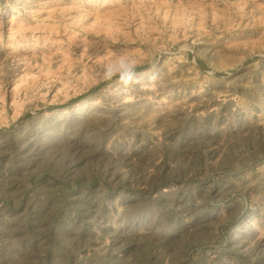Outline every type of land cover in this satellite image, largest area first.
<instances>
[{
    "label": "rangeland",
    "instance_id": "rangeland-1",
    "mask_svg": "<svg viewBox=\"0 0 264 264\" xmlns=\"http://www.w3.org/2000/svg\"><path fill=\"white\" fill-rule=\"evenodd\" d=\"M0 264H264V0H0Z\"/></svg>",
    "mask_w": 264,
    "mask_h": 264
},
{
    "label": "bare ground",
    "instance_id": "bare-ground-1",
    "mask_svg": "<svg viewBox=\"0 0 264 264\" xmlns=\"http://www.w3.org/2000/svg\"><path fill=\"white\" fill-rule=\"evenodd\" d=\"M142 90H143V89H142ZM119 103H120V102H119ZM104 106H105V105H104ZM109 106H110V105H109ZM99 107H100V106H99ZM95 108H96V107H95ZM103 108H104V107H103ZM103 108H102V109H103ZM108 108H109V107H108ZM108 108L105 106L104 109H108ZM98 109L100 110V108H98ZM98 109H97V110H98ZM102 109H101V110H102ZM113 109H114V108H113ZM119 109H120V108H119ZM109 111H110V110H109ZM107 112H108V111H107ZM112 112H113V111H112ZM65 113H66V112H65ZM81 146H82V145H81ZM78 147H79V146H78ZM82 148H83V147H82ZM85 148H86V147H85ZM76 149H77V148H76ZM75 151H76V150H75ZM82 151H83V150L81 149V152H82ZM87 153H88V152H87ZM88 155H89V154H88ZM78 158H79V155H78ZM72 166H73V165H72Z\"/></svg>",
    "mask_w": 264,
    "mask_h": 264
}]
</instances>
